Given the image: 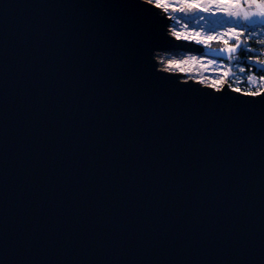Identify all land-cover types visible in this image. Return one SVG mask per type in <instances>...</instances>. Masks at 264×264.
Returning a JSON list of instances; mask_svg holds the SVG:
<instances>
[{"label": "water", "instance_id": "1", "mask_svg": "<svg viewBox=\"0 0 264 264\" xmlns=\"http://www.w3.org/2000/svg\"><path fill=\"white\" fill-rule=\"evenodd\" d=\"M169 21L0 0V264H264V91L160 69Z\"/></svg>", "mask_w": 264, "mask_h": 264}, {"label": "rangeland", "instance_id": "2", "mask_svg": "<svg viewBox=\"0 0 264 264\" xmlns=\"http://www.w3.org/2000/svg\"><path fill=\"white\" fill-rule=\"evenodd\" d=\"M145 1L160 6L161 12L172 20L170 36L196 43L204 51L202 54L158 53L160 69L177 72L184 76L183 80L202 81V85L215 90L224 87L228 76L242 74L245 82L244 86H240L241 89L254 92L258 84L253 69L240 63L235 54L240 46L248 54H252L254 49L264 48V15H261L264 13V0ZM244 16L251 18L245 20ZM250 40L258 45L253 46ZM229 47L233 51L229 52ZM220 58L230 60L225 64ZM246 68L248 72L244 71ZM227 87L233 89L229 84ZM235 91L242 93L238 89Z\"/></svg>", "mask_w": 264, "mask_h": 264}, {"label": "built area", "instance_id": "3", "mask_svg": "<svg viewBox=\"0 0 264 264\" xmlns=\"http://www.w3.org/2000/svg\"><path fill=\"white\" fill-rule=\"evenodd\" d=\"M172 31V30H171ZM249 61L252 65H258L261 66L264 71V63H261V61H264V48L260 47L257 49L252 50V54H250ZM245 72H248L249 70L246 68L244 69ZM257 81V86L253 93L246 92L241 89V85L244 86L245 77L242 74L234 75V76H228L227 85L233 86V89L240 90L242 93L247 95H258L261 94V92L264 91V72L261 75H254ZM232 88V87H231ZM245 89V88H244Z\"/></svg>", "mask_w": 264, "mask_h": 264}, {"label": "trees", "instance_id": "4", "mask_svg": "<svg viewBox=\"0 0 264 264\" xmlns=\"http://www.w3.org/2000/svg\"><path fill=\"white\" fill-rule=\"evenodd\" d=\"M262 28L264 29V27H262ZM251 41L252 40H250L249 43H251L253 46L256 47L258 45V43H254V42H251ZM249 55L250 54L246 53L245 48L240 46L238 52L235 54V57L239 58L238 61L240 63H242L243 65L252 68L253 69V73L255 75H261L264 72L262 67L258 66V65H252L250 63V61H249V57H252V56H249ZM220 60H222L225 64H227V62L230 59L225 60V59L220 58Z\"/></svg>", "mask_w": 264, "mask_h": 264}, {"label": "snow or ice", "instance_id": "5", "mask_svg": "<svg viewBox=\"0 0 264 264\" xmlns=\"http://www.w3.org/2000/svg\"><path fill=\"white\" fill-rule=\"evenodd\" d=\"M229 15H231V13H229ZM254 15H255V13H254ZM261 15H264V13H261ZM249 18H251V17H249V16H244V19L245 20H248ZM212 37H210V39H211ZM262 43H264V41H262ZM229 52H231V51H233V48H231V47H229L228 49H227ZM222 51H223V49H222ZM261 63H264V61H261Z\"/></svg>", "mask_w": 264, "mask_h": 264}, {"label": "bare ground", "instance_id": "6", "mask_svg": "<svg viewBox=\"0 0 264 264\" xmlns=\"http://www.w3.org/2000/svg\"><path fill=\"white\" fill-rule=\"evenodd\" d=\"M145 1V0H144ZM157 6V5H156ZM157 7H160V6H157ZM171 21V22H170ZM169 21V28L171 27V23H172V20ZM169 31H171L170 29H168ZM158 55H156V58H157ZM158 60V59H157ZM158 62L160 63V59L158 60ZM159 66V65H158ZM199 82V81H198ZM202 81H200L201 83ZM206 86V85H205Z\"/></svg>", "mask_w": 264, "mask_h": 264}]
</instances>
